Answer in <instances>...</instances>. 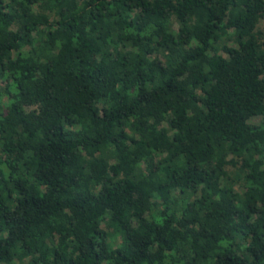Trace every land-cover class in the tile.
<instances>
[{"label": "trees", "instance_id": "1", "mask_svg": "<svg viewBox=\"0 0 264 264\" xmlns=\"http://www.w3.org/2000/svg\"><path fill=\"white\" fill-rule=\"evenodd\" d=\"M263 18L0 0V264H264Z\"/></svg>", "mask_w": 264, "mask_h": 264}, {"label": "rangeland", "instance_id": "2", "mask_svg": "<svg viewBox=\"0 0 264 264\" xmlns=\"http://www.w3.org/2000/svg\"><path fill=\"white\" fill-rule=\"evenodd\" d=\"M259 27L264 30V18L260 21ZM253 121H256V119H254ZM16 264H19V263H16Z\"/></svg>", "mask_w": 264, "mask_h": 264}]
</instances>
